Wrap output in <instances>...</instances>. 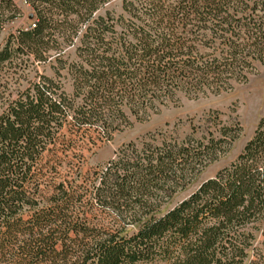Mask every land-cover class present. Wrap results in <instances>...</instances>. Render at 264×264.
Wrapping results in <instances>:
<instances>
[{"label": "trees", "instance_id": "trees-1", "mask_svg": "<svg viewBox=\"0 0 264 264\" xmlns=\"http://www.w3.org/2000/svg\"><path fill=\"white\" fill-rule=\"evenodd\" d=\"M108 1L27 0L36 25L0 42L1 72L17 53L61 60L85 25L73 96L46 75L15 98L0 91V264H264V117L231 164L168 209L239 122L151 133L102 168L77 159L80 138L112 137L129 113L248 82L264 65V0H123L127 15H98ZM21 15L0 0V38Z\"/></svg>", "mask_w": 264, "mask_h": 264}, {"label": "rangeland", "instance_id": "rangeland-1", "mask_svg": "<svg viewBox=\"0 0 264 264\" xmlns=\"http://www.w3.org/2000/svg\"><path fill=\"white\" fill-rule=\"evenodd\" d=\"M16 2L22 10V15L2 32L0 38L2 45H5L12 34H17L18 30L32 27L35 20V11L27 0H16ZM122 4L123 0H110L97 11V14L106 15L110 12L115 17L120 14L127 15ZM31 15H34L33 18ZM84 33L85 25L81 23L79 35L74 40L75 44L63 45V52L59 57L61 60L56 58L54 52L46 61H34L32 57L23 53L15 54L12 66L0 72V91L4 93L3 96L15 98L19 92L40 80L42 75L60 80L66 92L73 96L74 74L69 68L83 59L77 47L82 45L80 37ZM77 102L80 100L78 99ZM214 112H219V120L216 123L211 118L215 115ZM129 117L131 124L121 127L110 138L101 137L93 131L80 138L81 146L78 147L80 155L77 159H80L83 171L104 167L115 156L118 148L131 141L140 142L151 133L167 131L168 134L181 139L193 131L197 136L206 134L208 127L213 123L221 126L223 123L239 122L242 126L241 135L231 149L204 168L186 188L179 190L166 205V209L171 208L194 192L203 181L215 176L219 170L231 164L253 136L260 119L264 117V65L256 61L254 73L249 76L248 82L239 83L232 90L200 97L181 93L176 101L161 106L156 112L141 116L129 113ZM263 241L264 236L259 233V245H262Z\"/></svg>", "mask_w": 264, "mask_h": 264}, {"label": "built area", "instance_id": "built-area-1", "mask_svg": "<svg viewBox=\"0 0 264 264\" xmlns=\"http://www.w3.org/2000/svg\"><path fill=\"white\" fill-rule=\"evenodd\" d=\"M36 25V23H35V20H34V22H33V24H32V27H34ZM32 27H30V28H32Z\"/></svg>", "mask_w": 264, "mask_h": 264}, {"label": "water", "instance_id": "water-1", "mask_svg": "<svg viewBox=\"0 0 264 264\" xmlns=\"http://www.w3.org/2000/svg\"><path fill=\"white\" fill-rule=\"evenodd\" d=\"M34 15H31V18H33Z\"/></svg>", "mask_w": 264, "mask_h": 264}]
</instances>
